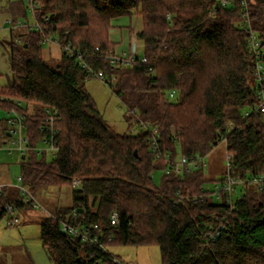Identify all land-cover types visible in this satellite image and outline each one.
I'll return each instance as SVG.
<instances>
[{"label": "trees", "instance_id": "1", "mask_svg": "<svg viewBox=\"0 0 264 264\" xmlns=\"http://www.w3.org/2000/svg\"><path fill=\"white\" fill-rule=\"evenodd\" d=\"M247 3L253 28L264 35V0ZM243 9L242 0H10L0 7L12 24L5 49L10 76L0 86V105L26 114L31 147L50 136L45 119L48 109L56 111L58 152L30 149L21 155L20 174L33 194L42 186L73 190L72 205L40 221L42 245L55 264H123L109 252L112 244H156L162 264H264V189L243 186L229 234L206 243L207 223L226 206L208 197L194 200L207 182L204 168L163 172L158 182L154 176L169 166L168 156L206 155L230 121L232 174L264 173V114L242 116L256 102L253 57L240 26ZM28 13L37 26L30 28L28 20L17 26ZM132 14L142 19L136 38L143 53L114 66L107 58L115 52L111 21ZM50 35L62 40L56 56L45 50L53 45L43 43ZM68 43L93 67L115 76L112 90L158 128L160 156L149 132L120 133L106 121L85 87L90 75L63 51ZM12 188L0 191V220L7 204L18 212L33 209ZM113 212L117 224L111 223ZM65 220L92 228L99 242L64 231Z\"/></svg>", "mask_w": 264, "mask_h": 264}, {"label": "rangeland", "instance_id": "2", "mask_svg": "<svg viewBox=\"0 0 264 264\" xmlns=\"http://www.w3.org/2000/svg\"><path fill=\"white\" fill-rule=\"evenodd\" d=\"M9 1L0 0V7L5 9L8 7ZM8 15V12L0 11V86L6 85L10 76L9 62L5 54V49L8 48L6 41L10 38L12 26L8 21ZM21 19H23V23L26 20L30 23L35 22L31 13H28L27 19L25 17ZM141 28L142 19L138 14L120 16L111 21L110 39L114 42L115 55H142V41L136 39L137 48L135 52L133 50L134 38ZM50 49L54 56L59 54V49L55 44L45 46L47 52ZM84 82L87 91L95 99L104 118L116 131L133 134L144 131L139 123L133 118H129L127 104L112 90L109 84L95 76L86 77ZM7 120V111L0 105V182H17V177L21 173V155L17 152L10 154L5 149L4 142L8 140L5 136ZM204 172L207 179L205 185L209 187L225 176L227 150L223 142L213 145L206 154ZM162 173V170L155 172L154 176L157 182ZM12 189L16 190V188ZM35 194L40 207L19 211L20 221L17 225L9 226L7 218L0 220V264H55L48 258L42 245L40 221L44 215L54 212L56 208L72 205L73 190L71 187L42 186ZM107 248L111 254L119 257L123 264H162L161 250L156 244H112Z\"/></svg>", "mask_w": 264, "mask_h": 264}, {"label": "built area", "instance_id": "3", "mask_svg": "<svg viewBox=\"0 0 264 264\" xmlns=\"http://www.w3.org/2000/svg\"><path fill=\"white\" fill-rule=\"evenodd\" d=\"M244 4L242 20L240 22L241 28L248 34V47L249 52L253 57L254 71V89L256 91V102L249 108L245 109L243 112V117L247 118L251 113H262L264 114V35H261L256 31L252 26L251 16L248 11L247 0H242ZM24 23L19 21L17 26H22ZM37 26V21L30 24V28ZM62 40L59 37L46 36L43 40L45 44H56L62 45ZM136 43V40L134 41ZM137 48V46H136ZM134 52L136 49H133ZM63 51L71 56L76 57L78 62L84 68V70L90 75L102 79L105 83L110 84L112 80L115 79V76L109 77L102 69H96L93 67L85 58V54L78 49L72 47L70 43L63 45ZM135 55L129 56H117L115 53H111L107 56L109 62L116 66L119 64H130L134 60ZM146 58L143 57V61ZM175 91L170 92V96L173 97ZM21 103V102H19ZM128 113L133 117V119L140 124L144 131L150 133V144L152 146V151H154L157 156L162 154L160 146L162 136L157 127H155L150 121H144L139 116V111L137 108L128 107ZM8 115V126L6 132L10 133V136H7V141L5 149L10 153H19V155L26 154L30 149L34 148L39 154H42L44 151L48 155H55L58 152V147L53 142V135L55 132L54 124L56 119V111L48 109V114L46 115V130L50 136H46L42 139L41 144L36 147H31L29 145V136L27 135L28 125L26 122V114L19 110L17 107H12L7 110ZM235 128V125L232 121L227 123L226 134L222 135L220 142H223L228 149V134L231 130ZM228 133V134H227ZM7 135V133H6ZM10 137V138H9ZM1 148V147H0ZM171 157V156H170ZM169 156L167 160L169 166L166 167L163 172L170 174L175 173L176 175H183L186 172H189L193 169H201L206 166V155L197 154L192 158H189L183 154H180L179 157L171 159ZM233 156L227 151V172L225 176L218 182L214 183L212 187L204 185L201 188L200 193L194 195V200L197 201L198 198L203 199L205 197L213 199L215 202L224 204L226 208H221L222 211L216 212L211 220L207 223V231L204 237L206 243L213 242L222 235H228L230 232V219L234 211L237 210V198L239 196V188L243 186L252 185L263 190L264 189V173H259L253 176L241 177L233 175L231 172V162ZM80 181L75 179L73 181L74 186H78ZM7 186L15 187L19 190L20 197L25 199V201L33 202V208H39L40 204L37 201V197L33 194L29 188L28 183L24 182L22 175L20 174L17 177V182L11 184L6 182H0V191ZM184 195L179 194V199L183 200ZM7 222L9 226H15L19 223L20 219L18 217V211L12 204L6 205V215ZM118 222V213L113 212L111 215V223L117 224ZM97 228V225L94 226ZM62 229L64 231H69L71 233L77 234L81 237L83 241H90L92 243L99 242V236L93 233L92 228H78L68 221H62ZM103 248L107 246L100 243ZM118 261L117 258H115Z\"/></svg>", "mask_w": 264, "mask_h": 264}, {"label": "water", "instance_id": "4", "mask_svg": "<svg viewBox=\"0 0 264 264\" xmlns=\"http://www.w3.org/2000/svg\"><path fill=\"white\" fill-rule=\"evenodd\" d=\"M264 43V42H263ZM133 49H136V43L133 44ZM7 136H10V133L7 132ZM137 153V152H136Z\"/></svg>", "mask_w": 264, "mask_h": 264}, {"label": "crops", "instance_id": "5", "mask_svg": "<svg viewBox=\"0 0 264 264\" xmlns=\"http://www.w3.org/2000/svg\"><path fill=\"white\" fill-rule=\"evenodd\" d=\"M137 38H134V41L136 40ZM10 181H6V183H9ZM11 183H13V181L12 182H10L9 184H11Z\"/></svg>", "mask_w": 264, "mask_h": 264}]
</instances>
